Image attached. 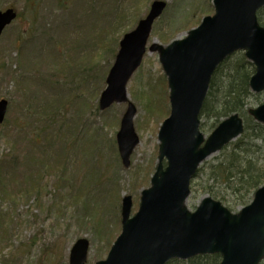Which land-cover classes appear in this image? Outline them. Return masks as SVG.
Masks as SVG:
<instances>
[{
	"label": "rangeland",
	"instance_id": "1",
	"mask_svg": "<svg viewBox=\"0 0 264 264\" xmlns=\"http://www.w3.org/2000/svg\"><path fill=\"white\" fill-rule=\"evenodd\" d=\"M131 1L0 0V10L14 8L19 15L0 38V100L8 102L0 124V264H70L79 239L89 241L86 264L105 260L121 231L123 197L131 196L134 214L150 186V180L143 188L133 184L144 170L151 168L150 179L156 170L160 126L145 123L146 111L136 96L157 82L156 100L166 105L168 89L158 81L164 76L158 53L148 48L185 38V23L212 15L214 8L213 0H144L134 19ZM154 1L166 2L167 8L154 23L147 53L127 84L128 101L100 110L119 43ZM169 33L173 39L163 42ZM107 42L105 51L101 47ZM95 52L102 60L92 63ZM59 65L63 69L57 72ZM95 89L97 98L92 97ZM54 94L68 101L66 107L43 115L41 107ZM256 96L247 109L264 103V93ZM129 103L136 108L133 124L140 142L125 168L116 136ZM202 122L207 128L212 124ZM258 154L264 158V146ZM40 160L54 168L41 171ZM28 178L41 188L21 197ZM204 197L191 193L187 208L194 211Z\"/></svg>",
	"mask_w": 264,
	"mask_h": 264
},
{
	"label": "water",
	"instance_id": "2",
	"mask_svg": "<svg viewBox=\"0 0 264 264\" xmlns=\"http://www.w3.org/2000/svg\"><path fill=\"white\" fill-rule=\"evenodd\" d=\"M214 14L203 18L183 39L164 46L153 43L169 89L170 115L158 132V164L150 187L141 193L139 209L131 216L132 198L122 199V230L107 258L96 264H167L197 256L219 254L220 264H259L264 260V185L252 202L233 214L220 202L204 197L194 212L186 202L202 163L222 151L244 132L239 114L223 120L208 136L200 130V114L213 75L236 52L255 67L250 80L254 94L264 92V27L258 12L264 0H213ZM167 8L154 1L145 18L120 41L115 62L106 79L99 107L128 101L127 84L141 66L152 27ZM17 18L14 9L0 11V38ZM8 108L0 101V123ZM264 125V104L249 109ZM136 108L129 103L117 134L118 151L125 168L140 140L133 120ZM89 241L79 239L71 249L70 264H86Z\"/></svg>",
	"mask_w": 264,
	"mask_h": 264
},
{
	"label": "trees",
	"instance_id": "3",
	"mask_svg": "<svg viewBox=\"0 0 264 264\" xmlns=\"http://www.w3.org/2000/svg\"><path fill=\"white\" fill-rule=\"evenodd\" d=\"M144 0H132V16L134 19L139 17L141 13V6ZM190 18L184 29L190 30L197 27L202 17ZM259 23L264 27V9L258 13ZM174 33V32H173ZM172 33L163 35L161 37L163 42H170ZM101 49L108 50V42L104 44ZM102 60L100 53L93 54L92 63L94 59ZM57 72L62 71V67L55 68ZM255 73L254 66L248 62L244 53L238 52L225 61L214 74L210 83L209 92L204 102V106L200 115L201 120L204 118L212 122L211 125L206 126L204 122L201 123V130L203 132L213 131L218 124L225 118L238 113L244 120V133L234 143L227 146L220 156L212 162H204L199 168L191 184V193H199L201 195L210 196L215 201L224 204L230 211L235 212L237 209L247 206L253 198L257 189L264 185V158L259 157V151H263L264 146V126L256 123L248 114L247 106L252 98L259 96L254 95L250 91L249 82ZM163 85L168 88L167 81L164 76L158 79ZM157 84V82H156ZM155 84V85H156ZM149 83V92L140 91L136 98L140 101L142 108L146 111L145 123H153L157 128L169 116V100L167 92V102L164 105L156 100V86ZM97 89V88H96ZM93 98H97L99 92L96 91ZM59 94H54L48 103L42 108V114L49 113L58 114L61 109L66 107L67 102L64 97ZM258 99V98H257ZM166 100V96H165ZM69 101H71L69 99ZM41 102H44L41 101ZM40 102V103H41ZM141 127V126H140ZM28 161L34 159L27 157ZM47 162V161H46ZM39 164L44 167L42 170L54 168V165ZM17 164V162H15ZM144 177L137 180L133 186L135 188H143L150 180L151 168L144 170ZM47 173V172H46ZM42 179V178H41ZM26 179L27 187L20 191L21 197L33 193L35 189H40L39 181H31ZM3 182V176L0 166V184ZM118 202V201H117ZM221 256L205 255L197 256L186 262L173 260L168 264H220Z\"/></svg>",
	"mask_w": 264,
	"mask_h": 264
}]
</instances>
